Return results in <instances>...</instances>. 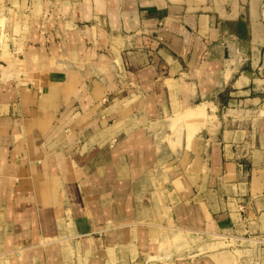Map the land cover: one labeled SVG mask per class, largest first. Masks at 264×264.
Segmentation results:
<instances>
[{"label":"crops","instance_id":"obj_1","mask_svg":"<svg viewBox=\"0 0 264 264\" xmlns=\"http://www.w3.org/2000/svg\"><path fill=\"white\" fill-rule=\"evenodd\" d=\"M0 23V264H264V0H0Z\"/></svg>","mask_w":264,"mask_h":264},{"label":"rangeland","instance_id":"obj_2","mask_svg":"<svg viewBox=\"0 0 264 264\" xmlns=\"http://www.w3.org/2000/svg\"><path fill=\"white\" fill-rule=\"evenodd\" d=\"M54 18H55V16H53L49 20H53ZM2 20H3V18H2ZM0 25H1V23H0ZM1 32L2 31L0 30V50H1V43L3 42V41H1V39L3 37ZM8 35H10V34L8 33ZM7 49L12 50V45L8 44ZM6 62H7V60L5 59V56L0 55V85H6V84L10 83V81H9V72H10L9 68L10 67H9V65H7ZM19 69H20V67H19ZM244 240L242 242L247 247L248 246H254V248H257V249L262 248V247L264 248V236L253 237L252 235H247L244 237ZM193 241L195 243V242H198L199 240H193ZM215 243H217V242H215ZM236 243L238 244L239 241H236ZM220 244H222V242H220ZM262 259H264V257H262Z\"/></svg>","mask_w":264,"mask_h":264}]
</instances>
